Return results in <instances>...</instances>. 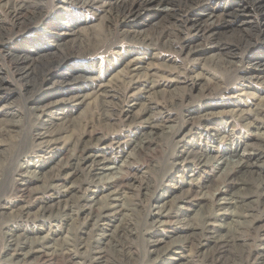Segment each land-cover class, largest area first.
<instances>
[{
  "label": "bare ground",
  "instance_id": "6f19581e",
  "mask_svg": "<svg viewBox=\"0 0 264 264\" xmlns=\"http://www.w3.org/2000/svg\"><path fill=\"white\" fill-rule=\"evenodd\" d=\"M49 1L0 0V61L11 64L28 108L20 115L14 102L1 106L13 89L0 66V191L19 198L8 203L0 195V264H55L58 258L65 264H264V97L252 104L254 94L245 91L264 90V0ZM69 8L94 18L102 10L103 36L92 18L62 13ZM120 39L147 53L177 54L180 68L160 75L152 62L144 66L134 57L118 72V85H98L95 103L105 118L125 124L124 134H99L81 117H55L89 101L81 86L97 77L86 75L92 57L120 49ZM20 40L37 42L35 54ZM210 51L220 72L214 80L194 74ZM161 79L186 86L158 90ZM232 83L246 86L240 94L246 101L228 110L236 97L230 94L239 90ZM59 86L77 92L47 95ZM160 93L166 102L156 100ZM218 93L229 98L213 101ZM177 108L180 116L173 115ZM241 124L253 129L243 140L236 136ZM18 131V139L29 136L49 160L14 164L30 157L16 150L18 139L7 147ZM194 137L210 142L188 144ZM163 140L175 151L168 157L171 172L155 186L137 175L138 160ZM222 142L227 147L220 150L215 145ZM208 169L212 177L204 175ZM177 170L182 175L175 176ZM194 205L199 208L188 214ZM11 216L38 227L11 228L5 223ZM66 222L71 230L64 236L59 225ZM170 223L173 235L166 232ZM136 238L146 247L143 259Z\"/></svg>",
  "mask_w": 264,
  "mask_h": 264
},
{
  "label": "rangeland",
  "instance_id": "374dc122",
  "mask_svg": "<svg viewBox=\"0 0 264 264\" xmlns=\"http://www.w3.org/2000/svg\"><path fill=\"white\" fill-rule=\"evenodd\" d=\"M56 1H58V0H50L49 2L52 3V5H53V4L57 3ZM249 8H250V10L252 12V17L253 18L256 19V18L260 17L259 16L260 13H257L251 7H249ZM95 11H96V17L95 18L92 17L93 15L89 14L87 11L83 12V13H78L74 9H70V8L68 10L62 12V13H68V18H72V17L73 18L81 17L82 19H86L88 17L92 18V21H94L93 24L97 25V30L95 32L97 33V35H100V37H101V36H103L102 34L105 31V28H106L105 25H107L108 21H105L106 22L105 25H101V23H99L98 20L103 15V14H101L102 10H100V11L99 10H95ZM0 13H1V9H0ZM1 14H2V16H4V13H1ZM82 24L83 23H81V25ZM82 26H84V24ZM125 27L126 26L121 25L119 30L120 29L124 30ZM88 30L90 31V29H88ZM116 32L118 33L120 31L117 30ZM122 39H120V40H122ZM62 40L64 41L65 38H63ZM62 40H60L58 43L63 42ZM20 43L25 44L26 49H28V51H30V53H34L35 54L36 49H37V47H36V43L37 42H35V41H32V42L31 41H27L26 42V41H23V40L21 41L20 40ZM119 45L122 46V47H120V49H119V47L117 49H114V50H109V49L106 48L108 51L106 49H103V50L101 49L100 51H97L96 54L92 57V61L91 62H93V63H91V62H90L91 64L89 63L90 64L89 71H88V73H86V75H88L90 77L91 76L92 77H96L97 76V77L94 80H91L90 82L89 81L85 82L84 86H81V87H83L81 89V93H84V94L87 93L90 96L88 98L89 101L87 100V102L84 104L85 106L82 105L79 108L76 107V106H75V108H65L64 110L58 111V113H57V115L55 117L62 118L63 114H65V115L68 114V115H70V117L73 116L72 118L81 117L80 119L83 120L82 121L83 124L90 125L88 128L91 129L92 131L93 130L96 131L99 134H103V135H106V134H110V135L111 134H121V133L124 134L125 133L124 132L125 131V127H124L125 124L121 123L122 121H119V120L112 121L111 119L109 120V119L105 118L102 115L98 104L95 103L96 102L95 101L96 100V96L98 95L97 94L98 85H100V83L103 84V83H107V82L109 84L113 85L114 87L116 86V84L118 85L119 82H120V77H121V75L118 72L119 71L121 72V70L123 69L124 64L127 61H129L130 59L134 58V57L142 58L141 59L142 61L140 60L139 62H142V65H144V66L147 65V63H149V62L151 63L152 62V64H154L153 66H155L154 69L159 71L160 75H166V72L170 68H174V69L180 68V65H181L180 64V58H179V56L177 54L171 53L169 51L160 50V49L151 50V51H149V53H147L146 51L143 50V48H141V46L132 45V44L128 43V41H126V40H122V42ZM257 51H259L257 48L253 49L251 52H247L245 57L248 58V56H250L249 54L255 53ZM212 54H214L213 51L212 52L210 51V52H207V53L204 54L203 57L205 58V61H202V64H200V65H198L196 67V70H195L194 74L202 73L206 78L214 80L215 76L213 74H219L220 72H218L212 65V56H211ZM154 55H156V56L154 57ZM196 58H198V56ZM77 60H79V58ZM247 60H249V58ZM80 63H79V65H80ZM244 64L247 66L248 63L245 62ZM0 66L3 67L7 72L9 71V73L12 70L11 64H9L7 62V58H6L5 61H3V60L0 61ZM164 71H166V72L163 73ZM6 75H8L7 80L9 82V84H10V87L13 90L9 91L8 98L6 100H4V102L1 103V106H3V105H7L8 106L10 103L14 102V104H15L14 108L16 109V112H18V114H20V115H26V113H28V108L25 105L24 100H22V98L19 96L21 92L22 93L24 92L23 91V87L21 85H18V81H14L13 77L11 78V73L10 74H6ZM158 84H160V86L157 88L158 90H160V89L161 90H164V89L167 90L168 89L170 91L173 90V92L181 91L183 86H186L183 83H171V84H169L164 79L159 80ZM232 84H231L232 87H235V88H237L239 90L236 91L235 93L233 92L232 94H230V95H234L236 97H233V99L232 98L229 99V101L231 102L230 103L231 106H229L227 108L228 110H232L233 108H235L238 105L240 99L241 100H245V98H244L245 96L244 97L240 96V94H241V92L242 93L244 92L242 90L245 89L246 86L242 85V84H239V85H236V84L232 85ZM187 85H189V84H187ZM176 89H177V91H175ZM64 91L65 90L63 89V87L59 86V88H57L56 90L48 91V94L47 93L46 94L49 95V93H52V92H59L60 94H63V95H59V97L61 96V97H65V98L67 97L68 98L72 94L75 95L76 92H77V90H73V91L72 90L71 91H67L66 90L65 93H63ZM245 91L246 92L248 91L249 94H251V93L254 94V98L255 99H251L252 100V104H253V102H258L259 101V100H257L258 97H264V90L261 91L259 89L251 88V89H245ZM94 92H96V93H94ZM167 94H169V93H167ZM52 96L50 95L51 99L55 100V99L58 98V97L57 98L55 97V96H57V95H55V93H53ZM162 96H166V95H163V94L160 93V94H158L157 99H156L158 102L161 101L160 103H164V102H166L168 100V99H164V97H162ZM226 98H229V97H227V95L225 96L224 94L218 93L213 101H222L223 99H226ZM47 99H49V96H47ZM106 101L110 102L109 104L112 105L113 103H116L117 100L113 99V101L112 100H106ZM60 112L62 114L58 115ZM180 113H181L180 109H178V108L176 110L173 109V115L174 116H177L178 114L180 116ZM3 115L4 114L0 113V120L5 118ZM99 117H100V119H99ZM249 117H250V119L249 118L246 119L245 122H248V120H251V118H253L251 116H249ZM16 119H18V118L15 117L14 120H16ZM105 119H106V121H105ZM241 125H238V127L236 128L238 130V132L236 134L237 137L239 136L238 139L239 138L242 139L246 135L250 136V133L253 131V129H251L250 127H244L243 124H241ZM226 127H228V129H230L232 126H230V124H227ZM21 134L22 133H20L19 131H18V133L13 134L12 135L13 137L10 140H7V143H9V146H7V147H11L12 148L13 143L16 142V140L19 138V136H21ZM125 140L127 142H130L131 138L127 137V138H125ZM187 141H188V144H199L201 146H205L206 145L205 141L207 143L210 142L206 138L199 139V137L190 138ZM18 142L19 143H18V145H16V147H17L16 150H19L20 153H23L25 151H27L26 153L30 152L28 154L30 157H28L27 160L26 159L25 160H21V159L20 160H16V163H14V164H16L17 166L20 165V166L26 167L28 162L30 164H34L35 162H37L38 164H41L44 161L49 160V157H47V159H46V157H42V154L37 153V150L35 149L36 145L32 143V140H31V138L29 136H27V138H24V139H18ZM203 143H204V145H203ZM172 145H173L172 143L166 142L164 140L162 142L160 141L159 144L157 146H155L156 149L154 148L153 152H150V153L146 154V156L144 158H140L138 160L140 169H139V171L136 172L137 175H139V177L146 176L149 179H151L150 181H152L153 185H155V186L159 185L161 183L160 179H161L162 175H167V174H169L171 172L172 166L168 162V157H169V155L171 153H173L175 151L174 145L173 146ZM208 145H210V143ZM215 146L217 148L219 147L218 149L222 150V148H226L227 147V144H226V142H222L220 144H216ZM32 148H33V150H32ZM2 149L3 148H1L0 151ZM29 149H31V150H29ZM64 149H67V147H65ZM127 151H129V149ZM125 155H127V153ZM0 158L1 159L3 158L2 157V152H0ZM168 170H170V171H168ZM206 171H207V173L206 174L203 173V174L207 175V177H212V175H214L210 169H208ZM94 174L100 176L102 174V172L98 171V172H95ZM174 175L175 176L182 175V172L177 170V171H175ZM179 185H182V187H184L183 189H185L188 186L187 184H183V183L182 184L180 183ZM3 190H1L2 192L0 191V195H2L3 198L6 199V201H8V203H11V202L15 203L17 201V199H19L16 194H13V193L12 194H8V192L3 191ZM179 191L180 190H177L175 192V194L176 193L178 194ZM128 204H130L129 201H128ZM130 205H132V204H130ZM194 206L195 207L191 208V211H189L188 214H192L193 215L194 214V210L199 208V207H196V205H194ZM7 221L5 223H7V226L9 225V227H11V228L17 227L19 229L20 226H24V227L26 226L29 229H34L35 227H38L37 223L25 222V220L21 221V220L16 219L15 217L13 218L12 216L9 219H7ZM63 222H65V220ZM50 223H56V222L51 221ZM69 223L70 222H66L64 224L61 223V225H59V226H63V229H62L63 230V234L62 235H64V236L68 235V231L71 230V228L68 225ZM172 223H170L171 224V225H169L170 228H168L167 231H166L169 235H173L171 226L173 227L175 224H172ZM49 225H50L49 223H46V225L44 226V229L48 230L49 229ZM166 232H163V233H166ZM135 240H134L135 241V244H134L135 251L143 259L144 255H146L145 254V252H146L145 248L146 247L144 246L143 240L138 239V238H136ZM0 249H1V247H0ZM188 253L189 252H186L185 254H188ZM60 260L58 258V261H56V262L58 264H65V262L62 259H60ZM146 262L147 261H145V264H147ZM57 263H55V264H57Z\"/></svg>",
  "mask_w": 264,
  "mask_h": 264
}]
</instances>
